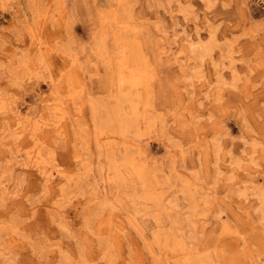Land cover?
Masks as SVG:
<instances>
[{
    "label": "rangeland",
    "instance_id": "1",
    "mask_svg": "<svg viewBox=\"0 0 264 264\" xmlns=\"http://www.w3.org/2000/svg\"><path fill=\"white\" fill-rule=\"evenodd\" d=\"M0 264H264V0H0Z\"/></svg>",
    "mask_w": 264,
    "mask_h": 264
}]
</instances>
